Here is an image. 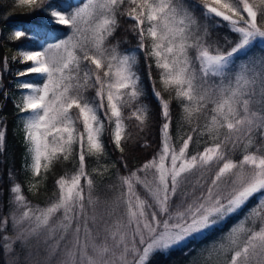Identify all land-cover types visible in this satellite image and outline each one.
Segmentation results:
<instances>
[{
    "label": "snow or ice",
    "instance_id": "snow-or-ice-1",
    "mask_svg": "<svg viewBox=\"0 0 264 264\" xmlns=\"http://www.w3.org/2000/svg\"><path fill=\"white\" fill-rule=\"evenodd\" d=\"M14 6L44 14L43 23L8 36L34 45L12 56L30 64L16 75L43 81L18 85L26 90L16 107L30 158L29 191L38 193L57 164L69 162L72 170L55 179L44 205L28 200L8 170L9 211L0 231L10 223L12 235L0 236V249L12 258L5 264H153L214 233L211 244L184 253H197L189 264H264V0H84L75 7L14 0ZM124 20L133 22L125 31L137 44L122 51L128 41L116 33ZM53 24L69 32L49 43ZM221 27L235 38L214 37ZM140 53L162 122L158 150L132 167L129 154L150 147L138 143L151 121ZM149 61L168 99L156 89ZM127 121L135 122V135ZM108 146L119 153V168L101 163L110 159ZM5 151L6 123L0 156ZM110 169L114 178L98 185L94 176Z\"/></svg>",
    "mask_w": 264,
    "mask_h": 264
},
{
    "label": "trees",
    "instance_id": "trees-1",
    "mask_svg": "<svg viewBox=\"0 0 264 264\" xmlns=\"http://www.w3.org/2000/svg\"><path fill=\"white\" fill-rule=\"evenodd\" d=\"M57 2V0H54ZM65 3H71L73 7L78 6L80 3H83L84 0H63ZM199 15V13H197ZM44 22V14L43 13H31L29 14L27 9L20 8L14 6V0H0V117L4 118L3 122H0V126H3L6 123V151L3 156H0V218L7 216L9 211L8 200H9V175L8 170L12 169L15 180L20 182L23 188L24 195L28 198V200L32 201L34 204L44 205L46 200L52 196V194L56 191L54 181L59 176L64 174L65 170L71 171L72 164L69 162H65L63 164H57L53 167V169L47 174V179L42 181V186L40 187V191L38 193H33L29 191V182L31 181V173L25 170L24 165L26 163H30V158L25 159L26 157V147L23 140V132H22V123L21 117L23 114L19 113L16 104L21 102L22 93L26 90L20 89L18 87L19 83L24 81H32L36 83H43L41 79L34 75H29L26 77H18L16 73L18 71H22L24 68L30 66V64H21L18 61H13L12 56L16 55L17 49L20 46L34 47L31 43L30 39L21 38L20 41H10L8 40V36L12 31L16 28H21L27 30L32 24L35 23H43ZM123 28L118 30L116 33L117 39L123 41L125 38L127 39V43H121V50H125L128 48H134L137 44V38L131 32L125 31L127 27L132 24L131 20L122 21ZM50 36L49 43H54L55 39L51 37H55L56 39H63L69 32V29L66 26L60 25H50ZM229 37V39H234L231 33L227 31L226 28H217L214 32V37ZM254 52L259 53V48L254 49ZM140 67L138 69L139 75L141 77V87L143 88L146 99L145 102L149 104L151 108V121H150V129L144 133H139V137L143 139L139 140L138 143H142L143 140H147L150 145L149 148L144 149L139 146L135 148L133 152L129 154L128 163L130 166L135 167L142 163L144 160L151 158V155L154 154L156 150H158L159 146V125L162 122L160 118V108L158 105V101L152 95V84L148 78V69L145 65L143 54L140 53ZM8 58L7 69L4 68L3 58ZM149 63L153 64L152 67V79L156 81V89L162 92V95L165 99H168V94L163 92L161 86L159 84V75L158 71L155 69L154 62L149 61ZM93 93L89 91L88 95L91 96ZM172 118H173V138H176V124L175 122L179 118V108L175 101L172 102L171 105ZM128 114V110L125 109V115ZM101 119H104L101 114ZM129 124V131H132L134 135L136 134L135 128L133 127L134 121H127ZM105 134L104 141L105 144H108L109 140V129L107 126V121H105ZM203 145H201L202 150ZM193 148L195 146L193 145ZM108 153L110 155V159L103 160L101 163H107L109 165L116 163V167L119 168L120 165L117 163V158L119 156L118 152H113L112 146H108ZM89 170L92 167H95V163L92 160L88 161ZM115 169H110L109 173H106L103 178L99 176H94L98 185H103L110 183L111 180L109 177L114 178ZM255 203V200L251 202ZM236 222V219L233 218L229 220L225 225L224 231H227L229 227L232 226ZM12 235L9 223V229L7 232L0 231V236L3 235ZM219 236V233H214L212 236L207 239L200 240L198 242H194L193 244H189L188 248L184 250H175L172 251L168 257L158 256L154 259L153 264H189L190 260L196 256V252L189 253V255H185L184 253L188 251V249L195 247L197 252L212 243ZM4 241L0 240V244H3ZM16 251H19V246H14ZM12 258L11 254H6L3 249H0V264H5L6 260H10Z\"/></svg>",
    "mask_w": 264,
    "mask_h": 264
}]
</instances>
